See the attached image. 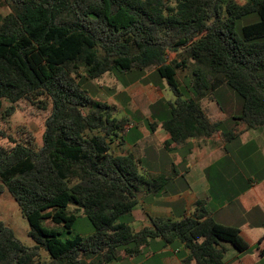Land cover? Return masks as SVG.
<instances>
[{"label":"trees","instance_id":"trees-1","mask_svg":"<svg viewBox=\"0 0 264 264\" xmlns=\"http://www.w3.org/2000/svg\"><path fill=\"white\" fill-rule=\"evenodd\" d=\"M0 6L8 8L0 13V113L12 115L24 100L50 105L40 146L31 135L18 141L0 130L9 142H0V194L14 198L35 242L22 245L0 220V264H108L141 255L156 238L181 244L182 264H223L226 244L249 249L237 227L211 217L204 200L192 215L152 217L150 226L133 230L132 211L161 185L140 173L131 153L112 151L126 120L114 105L92 99L78 78L153 67L174 94L151 106L169 147L220 130L222 122L201 101L214 99L223 85L242 99L233 117L264 128V0H0ZM251 13L258 20L238 31L237 21ZM79 217L90 234L75 232Z\"/></svg>","mask_w":264,"mask_h":264},{"label":"crops","instance_id":"crops-1","mask_svg":"<svg viewBox=\"0 0 264 264\" xmlns=\"http://www.w3.org/2000/svg\"><path fill=\"white\" fill-rule=\"evenodd\" d=\"M161 99L163 94L148 103L143 122L130 118L134 125L110 144L115 154L131 153L145 175L161 185L157 194L142 195L132 211V229L150 226L152 217L180 219L192 215L196 201L204 200L211 217L237 227L249 245L247 251L238 252L226 244L223 264H264V128H247L212 106V120L223 124L232 119L228 129L169 147L161 119L152 117L151 106ZM222 132L232 135L225 140ZM145 248L142 255H158L162 264H182L177 252L186 251L181 244L164 246L159 238L150 240Z\"/></svg>","mask_w":264,"mask_h":264},{"label":"rangeland","instance_id":"rangeland-1","mask_svg":"<svg viewBox=\"0 0 264 264\" xmlns=\"http://www.w3.org/2000/svg\"><path fill=\"white\" fill-rule=\"evenodd\" d=\"M239 3H243L245 0H236ZM8 8L0 6V13H6ZM258 20V16L255 13H251L240 18L236 23V29L240 31L243 25L255 22ZM174 54L171 53L170 57ZM153 67L147 71L135 70L130 71H118L114 70L113 73H106L98 79H86L85 77H79L78 81L80 86L87 91V94L96 101H103L108 104L117 107L118 111L116 116L124 118L126 120L125 130L129 129L134 123H130L129 120L132 117H136L139 123L144 121V117L147 113L148 103L156 99L157 96L163 94L165 101L173 100L174 94L166 83V80L160 77ZM81 75H84L82 72ZM138 80L139 82H133ZM179 80L182 81V77L179 76ZM131 83V84H130ZM145 83H150L145 84ZM130 84V85H129ZM128 85V86H127ZM162 91V92H160ZM48 103V102H46ZM161 103L159 106L164 107ZM8 103H4L6 107ZM201 105L205 110L206 114L210 118H215L214 114L211 113L209 107H214L218 110V107L224 112L225 115L232 118L237 115L242 106L241 97L229 86L223 85L214 92V99L209 96L201 101ZM218 105V106H217ZM158 106V107H159ZM157 107V108H158ZM213 109V108H212ZM152 111V107H151ZM166 111V110H165ZM50 114L49 103L43 107L37 100L33 102L24 100L18 103L16 111L5 117L4 114L0 113V130L11 136L13 139L18 141H25L29 135L32 136L36 146H40L42 143V135L45 130V120ZM232 119H229L225 123L221 124L219 128L228 129L227 127L231 123ZM136 133V129L133 130ZM0 142L9 144L7 138L0 137ZM140 173L145 175L140 163ZM0 220L4 221L9 226L16 237V239L24 246L31 247L35 244L32 238L29 236V224L8 191H4L0 194ZM131 220L132 219H129ZM140 225V224H139ZM135 225V227H139ZM75 232L82 235H88L92 232V228L89 222L84 217H79L76 225ZM180 244L175 242L172 246L178 247ZM146 249V248H145ZM147 250V249H146ZM128 257V256H126ZM40 258L42 260H48L49 256L46 251L40 252ZM108 264H162L160 257L154 255L146 257V255H139L130 258H121L118 261H112Z\"/></svg>","mask_w":264,"mask_h":264}]
</instances>
